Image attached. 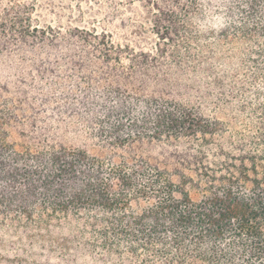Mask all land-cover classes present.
<instances>
[{
	"label": "trees",
	"instance_id": "1",
	"mask_svg": "<svg viewBox=\"0 0 264 264\" xmlns=\"http://www.w3.org/2000/svg\"><path fill=\"white\" fill-rule=\"evenodd\" d=\"M35 249L264 264V0H0V264Z\"/></svg>",
	"mask_w": 264,
	"mask_h": 264
},
{
	"label": "rangeland",
	"instance_id": "2",
	"mask_svg": "<svg viewBox=\"0 0 264 264\" xmlns=\"http://www.w3.org/2000/svg\"><path fill=\"white\" fill-rule=\"evenodd\" d=\"M85 6H86V5L82 4V7L85 8ZM131 15H132V14H131ZM34 252H36V254L39 255V256H38V259L35 258V260L38 262V264L56 263V260H54V259H52V260H50V261H48V260H44V259H45L44 257H45V255H46V253H47L46 250H39V251H37V250L35 249Z\"/></svg>",
	"mask_w": 264,
	"mask_h": 264
}]
</instances>
